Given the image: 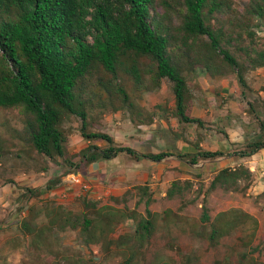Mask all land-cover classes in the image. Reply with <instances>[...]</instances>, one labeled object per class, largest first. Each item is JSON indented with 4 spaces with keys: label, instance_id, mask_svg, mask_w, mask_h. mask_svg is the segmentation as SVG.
Listing matches in <instances>:
<instances>
[{
    "label": "trees",
    "instance_id": "16d2710c",
    "mask_svg": "<svg viewBox=\"0 0 264 264\" xmlns=\"http://www.w3.org/2000/svg\"><path fill=\"white\" fill-rule=\"evenodd\" d=\"M256 19L264 30V0H243L241 5L234 0H0V108L18 112L15 124L6 119L0 124L11 135L18 158L33 160L36 171L46 172L49 162L61 169L49 177L45 191L59 186L69 172L85 171L92 163L122 153L136 161L175 156L189 165L226 155L250 157L264 148V118L247 100L248 91H252L247 72L264 70V34L253 29ZM196 69L211 78L233 75L237 79L239 93L249 107L246 111L256 121L252 136L240 147L225 152L200 146V131L207 122L191 113L194 94L188 83V75ZM164 80L169 82L173 106L147 108L142 97L158 90ZM261 105L264 109V102ZM117 111H123L135 127L162 119L175 139L191 143L195 151L140 152L117 144L105 131L90 128L92 112ZM71 118L79 120V133L88 142L78 152L67 148L65 122ZM171 119L176 121L177 132ZM188 125L197 130L194 140L185 135ZM218 131L227 137L221 127ZM252 181L249 167L236 162L218 169L208 189L245 191ZM190 187L189 180H173L166 197L182 196ZM136 188L141 194L138 204L146 196L145 214L127 205L122 209L99 207L85 195L81 199L84 212L61 213L59 223L79 227L87 243L101 238L119 248L140 249L151 237L155 220L148 208L153 198L147 186ZM40 191L24 187L27 195L37 196ZM125 195L112 200L126 202ZM259 197L264 199V186ZM202 209V221H209L205 204ZM235 211L215 215L207 236L210 242L249 216ZM129 217L135 222L132 233L109 239L114 225ZM158 264L175 263L165 260Z\"/></svg>",
    "mask_w": 264,
    "mask_h": 264
},
{
    "label": "rangeland",
    "instance_id": "374dc122",
    "mask_svg": "<svg viewBox=\"0 0 264 264\" xmlns=\"http://www.w3.org/2000/svg\"><path fill=\"white\" fill-rule=\"evenodd\" d=\"M234 2L241 5L243 0ZM252 27L257 34H264L259 20H254ZM254 70L257 72L258 69ZM249 72L246 74V80L252 81V91H248L247 96L256 99V113L264 118V109L259 97L260 89L253 86L257 80L263 82L264 76L261 78L260 73L250 76ZM261 74H264V70H261ZM235 81L236 86H239L236 78ZM188 83L198 99L204 98L203 103L196 99L194 110L195 114L203 115V120L207 122L204 130H218L216 124L219 123H240L248 131L253 130L256 121L254 122L249 112L243 113L242 109L240 115L226 116L222 111L215 113L211 109L214 103L209 104L207 99V96L214 95L210 82H204L205 86L209 85L205 90L199 89V84L195 83L193 76L189 74ZM213 87L221 88L219 84L214 83ZM215 97L219 99L218 96ZM172 100L169 82L164 80L158 91L145 93L141 103L147 106L154 103L169 105ZM242 103L246 110L249 109L246 102ZM17 113V110L0 108V120L6 119L15 124ZM89 119L91 129L111 134L117 144L136 149H143L145 146L151 150L177 149L173 132L160 118H156L151 125L143 126V133L142 127L133 126L123 111L105 114L92 112ZM65 125L68 130L67 148L70 152H78L88 143L79 133V120L71 118ZM170 125L174 130L177 128L174 119L170 120ZM206 134L202 133L203 139L205 136V139L219 142L225 137L222 133ZM185 135L189 139H195V126L188 125ZM93 143L104 145L102 141ZM180 143L184 148L192 145L183 139ZM9 147L12 148L11 151H6ZM238 147L232 146V150ZM17 151L6 126L0 124V264H126V260H129L127 264H158L165 260L175 264H264V199L259 197L264 183L253 177L255 181L251 188L245 191L208 189L209 181L216 170L224 164L230 166L233 163L230 157L189 165L175 157L164 163L148 160L135 162L122 153L106 161V166L102 165V168L96 164L94 167H87L85 171L77 172L87 183V190L77 184L61 181L58 189H62L57 193V197L55 193L44 189L49 177L56 172L60 173L61 169L49 162L46 172L36 171L33 160L28 157L18 158ZM29 152L33 153L32 150ZM129 164L133 166L130 173L126 170L118 171ZM178 165L181 166L179 170L182 172L174 169L178 168ZM177 179L181 182L189 180L191 187L185 189L182 196L168 199L166 190L171 182ZM8 180H14L15 184ZM140 185L147 186L153 198L148 208L155 220L151 237L140 249L131 246L128 250L127 245L122 246L125 248H119L114 242L106 244V240L101 241V238L97 243H87L86 236L79 231V227L72 229L69 225L63 226L59 223L61 213L67 212L59 209H68L74 215L84 212L81 199L85 195L96 200L99 207L112 205L122 209L127 205L129 209L145 214L146 196L137 203L141 194L136 186ZM24 187L38 188L41 191L37 196H31L25 194ZM124 192L126 202L112 200V197H121ZM203 204L210 216L206 222L201 219ZM229 207L236 209L238 215L240 211L250 214L248 213L249 216L243 218L228 234L216 236L210 242L207 236L215 215ZM222 223L224 226V220ZM134 224L133 219L126 218L120 224L114 225L113 231L107 236L113 240L118 234H130L134 230ZM196 233H201V236H196Z\"/></svg>",
    "mask_w": 264,
    "mask_h": 264
},
{
    "label": "crops",
    "instance_id": "0c3cea01",
    "mask_svg": "<svg viewBox=\"0 0 264 264\" xmlns=\"http://www.w3.org/2000/svg\"><path fill=\"white\" fill-rule=\"evenodd\" d=\"M261 70H263V69L262 68H258L257 72H255V70H251L249 72L250 73L249 75L250 76L251 75L254 76L255 73H260V77L262 78V76H264V74H261ZM190 74H191V77L193 76V79H194L195 83L199 84V86H198L199 89L202 88V89L205 90L206 88L209 87V85L208 86H205L204 85V82L206 84L208 82H210V84L212 86L211 87L212 88L211 90L214 93V95L207 96V99H208V103L209 104L214 103L211 106V109L215 113H219V112L222 111V113L227 116L229 114H232V115H234V114L240 115V112H241L242 109H243V113L246 112V108H245V106L242 103L243 101L246 102V100L244 98H242V95L239 93L240 87L239 86H236V81H235V78L233 77V75H230V76H220V77L211 78L204 71H201L199 69H196V70L192 71ZM246 79H248L247 75H246ZM213 83L214 84H219L221 86V88L213 87ZM247 83H248V85H250V83H252V81L251 80L250 81H247ZM255 83H257V84H255ZM253 86L254 87L257 86L258 90L260 89L259 90V94H260L259 97H260L261 104H263V102H264V89H263L264 88V81L261 82L260 80H257L256 82L253 83ZM158 90H156V91H158ZM215 96H218L219 99H217ZM196 99H198V98L194 95V101H193V107H192V115H194L196 117H199L201 119H204L203 118V115H197V114L194 113ZM210 99H212V100H210ZM247 99L250 102H252V103H255L256 102V99H252L251 96H250V98L248 96ZM198 100L201 103L204 102V98H201V99L199 98ZM216 100L217 101L219 100V102H217ZM156 104H158V103L151 104L150 106H147V105H145V106L150 109L153 106H155ZM161 105H165V104H161ZM169 106H171V107L173 106V100H172V104H169ZM221 108H223V109L220 110ZM160 121L162 122V119H160ZM164 122H162V123H164ZM216 125H217L216 126L217 128L218 127H221L226 132L227 137H224V139H220L222 141L219 142L218 140L215 141V140H211V139L210 140L209 139H205V136H204V139L200 142V146L202 148L209 149V150H221V151H225V152L232 151V146H239L240 147L241 145H243V143L245 141L248 140V138L250 136H252V133H251L252 131H248L240 123H237V124H233V123H230V124H222V123H219V124H216ZM143 126H148V125H139V126H137V128L142 127L141 128L142 129V133L144 132V129H145V128H143ZM203 130H201L200 133L201 134L203 133L204 135H205V133H207L206 135H210L211 133H214V134H216V133L217 134H220L221 133L217 129L216 130L215 129H212V130H209V131H207V130H204L203 131ZM191 139L194 140L193 138H191ZM176 140H177V144H176V148L177 149H179L181 151H184V152H194L195 151V148L192 145H188L189 147L184 148L183 145L180 143L181 140H182L181 138L180 139H176ZM97 145L101 146V144H97ZM134 149H136V148L134 147ZM136 150H138L140 152H158V151H160L158 149L151 150L150 148H148L146 146L143 149H136ZM173 157H175V156H166V157L162 158L159 161H152V160H149V159H141V160H148L150 162H156V163H164V162L168 161V159H173ZM228 157H230V159L233 161V163L230 166L235 165L236 162H243V163H245L249 167V169L251 170V172L253 174V177L259 178L260 181L264 183V148L260 149L259 151H257L256 153L252 154L250 157H247V158H239V157H237L235 155H226V156L218 157L216 159L209 160V161H218V160H221V159L223 160V159L228 158ZM112 159H110V160H112ZM175 159H177V158L175 157ZM177 160H179V159H177ZM106 161H108V160H101V161H98L96 163H92V164H90L88 166V168L89 167L91 168L92 166L94 167V165H96V164L100 165V167L102 168V165H105L106 166ZM134 161L135 162H139L140 160L139 161L134 160ZM103 162H104V164H103ZM180 162H181V160H180ZM224 163L225 162H223V164ZM195 165H197V164H195ZM224 165H222L220 168L225 167ZM226 166H228V165H226ZM132 167L133 166L131 164H129V166H127L126 168L125 167H122L121 169H118V171L119 170H121V171L126 170L128 173H130V171H133V168ZM180 167L181 166L178 165V168L174 167V169H178V171L180 172L181 171V170H179ZM64 177L62 178V181L64 180ZM253 181H255V179ZM253 181H252V184H253ZM66 183H68V182H66ZM252 184L249 186V189L251 188ZM263 186H264V184H263ZM68 188H69V186H68ZM61 189L62 188H59L58 189V186H57V187L53 188L50 192L51 193H55L57 195V197H58V194L57 193ZM230 192H233V191H230ZM230 209H232V208L229 207L228 209H225V210H222V211H226V210H230ZM61 210L67 211V213H69V210L68 209L62 208ZM244 211H246V210H244ZM246 213H249V212H246ZM232 229H230V230H232ZM228 233H224V234H228ZM196 236H198V235H196ZM220 236H222V235H220ZM198 237H200V236H198Z\"/></svg>",
    "mask_w": 264,
    "mask_h": 264
},
{
    "label": "built area",
    "instance_id": "2783aa9c",
    "mask_svg": "<svg viewBox=\"0 0 264 264\" xmlns=\"http://www.w3.org/2000/svg\"><path fill=\"white\" fill-rule=\"evenodd\" d=\"M64 182L72 183V184H77L81 186V188L87 190L88 185L84 180L82 179L81 175L78 174L77 172H69L65 175L64 177Z\"/></svg>",
    "mask_w": 264,
    "mask_h": 264
}]
</instances>
